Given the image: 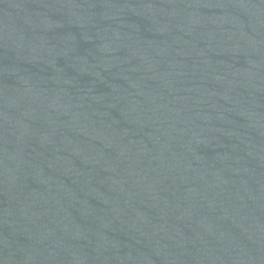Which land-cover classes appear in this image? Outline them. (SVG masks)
Wrapping results in <instances>:
<instances>
[{
  "label": "water",
  "instance_id": "obj_1",
  "mask_svg": "<svg viewBox=\"0 0 264 264\" xmlns=\"http://www.w3.org/2000/svg\"><path fill=\"white\" fill-rule=\"evenodd\" d=\"M0 264H264V0H0Z\"/></svg>",
  "mask_w": 264,
  "mask_h": 264
}]
</instances>
